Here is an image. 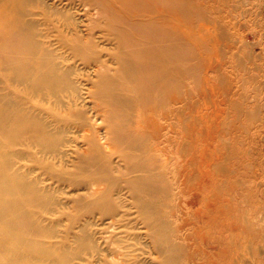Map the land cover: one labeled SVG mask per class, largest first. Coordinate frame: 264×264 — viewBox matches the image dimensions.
Instances as JSON below:
<instances>
[{
	"label": "bare ground",
	"instance_id": "obj_1",
	"mask_svg": "<svg viewBox=\"0 0 264 264\" xmlns=\"http://www.w3.org/2000/svg\"><path fill=\"white\" fill-rule=\"evenodd\" d=\"M195 12L191 0H0V264H143L146 237L160 264L210 257L200 245L210 220L186 234L191 218H164L161 173L147 154L162 130L151 110L182 123L174 103L193 96L180 87L198 70L192 36L174 14L191 23ZM190 123L177 199L195 190L190 167L200 166ZM216 196L205 194L197 213L218 220L221 262L232 224Z\"/></svg>",
	"mask_w": 264,
	"mask_h": 264
},
{
	"label": "rangeland",
	"instance_id": "obj_2",
	"mask_svg": "<svg viewBox=\"0 0 264 264\" xmlns=\"http://www.w3.org/2000/svg\"><path fill=\"white\" fill-rule=\"evenodd\" d=\"M191 1L196 11L191 23L174 14L178 31L192 36L186 46L193 47L196 58L192 56V63L198 67L195 77L186 72L180 80L182 92L190 90L192 98L184 95L174 103L175 109H182L176 111L183 114L184 122L178 123L176 118L169 121L159 116L157 109L151 110L149 117L152 125L162 126L157 132L159 146L150 134L152 144L147 151L156 161L152 169L161 173L158 188L162 194L158 200L162 202L164 218L171 224L180 212L184 214L179 219L182 224L185 217L191 218L193 224L183 230L186 234L193 231L194 222L202 226L203 221L210 220L211 236L200 240L210 257L198 255V264H264V0ZM186 46L180 51L185 53ZM190 101L192 107L187 109ZM187 120L193 130L189 155L193 154L200 166L190 167L197 177L191 182L195 190L177 199L185 179L182 169L187 165L181 157V147H188L190 141L185 132ZM178 125L183 128L182 133L178 132ZM201 146L206 155L200 156ZM130 155L134 160L141 157L133 151ZM115 160L119 158L115 156ZM216 164L221 172L215 169ZM209 193L216 196L213 202L222 208L227 225L232 224L225 231L221 262L214 249L218 243V220L202 218L197 213L204 205V195ZM136 211L132 209V218H136ZM142 241L149 246L141 252L143 264H160L158 251L151 247L152 240L146 237Z\"/></svg>",
	"mask_w": 264,
	"mask_h": 264
}]
</instances>
